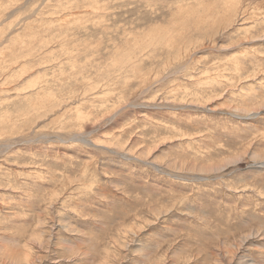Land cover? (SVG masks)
<instances>
[{"label":"rangeland","instance_id":"1","mask_svg":"<svg viewBox=\"0 0 264 264\" xmlns=\"http://www.w3.org/2000/svg\"><path fill=\"white\" fill-rule=\"evenodd\" d=\"M0 264H264V0H0Z\"/></svg>","mask_w":264,"mask_h":264}]
</instances>
